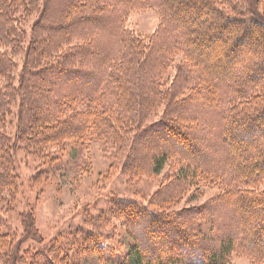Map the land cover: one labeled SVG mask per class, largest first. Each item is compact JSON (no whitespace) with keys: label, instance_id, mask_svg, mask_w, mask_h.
Here are the masks:
<instances>
[{"label":"trees","instance_id":"16d2710c","mask_svg":"<svg viewBox=\"0 0 264 264\" xmlns=\"http://www.w3.org/2000/svg\"><path fill=\"white\" fill-rule=\"evenodd\" d=\"M142 9L150 37L126 24ZM91 143L128 181L168 168L146 202L110 200L131 241L119 264H264V0H0V264L106 257L107 216L22 250L3 214L19 147L57 169Z\"/></svg>","mask_w":264,"mask_h":264},{"label":"rangeland","instance_id":"374dc122","mask_svg":"<svg viewBox=\"0 0 264 264\" xmlns=\"http://www.w3.org/2000/svg\"><path fill=\"white\" fill-rule=\"evenodd\" d=\"M126 24L135 33L150 37L157 29L159 15L151 9L132 11ZM15 156L21 181L16 200L3 212L7 221L5 225L14 234L13 238L22 240V250L29 245L47 247L57 235L83 226L86 216H89V221L107 216L112 223L106 230L103 226L100 230L105 241L106 257H88L87 264H119L127 260L131 241L125 234L122 221L111 216L110 200L117 195L146 202L168 170L166 168L160 176L152 179L128 181L120 170L111 168L110 159L99 143L89 144L84 152L69 150L56 165L57 169L43 166L42 160L34 152L23 147L18 148ZM83 161L89 164L88 170L81 169ZM260 188L264 189V182ZM219 191L218 186H206L195 199L190 197V192L174 205V209L202 204ZM29 214L35 217L33 230L25 228L24 218ZM233 262L253 264L241 254L234 255Z\"/></svg>","mask_w":264,"mask_h":264}]
</instances>
